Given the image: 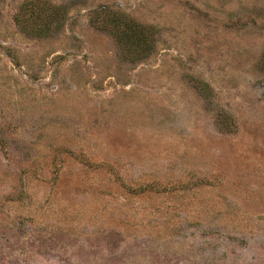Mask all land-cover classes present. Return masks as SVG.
I'll list each match as a JSON object with an SVG mask.
<instances>
[{"label": "rangeland", "instance_id": "1", "mask_svg": "<svg viewBox=\"0 0 264 264\" xmlns=\"http://www.w3.org/2000/svg\"><path fill=\"white\" fill-rule=\"evenodd\" d=\"M0 264H264V0H0Z\"/></svg>", "mask_w": 264, "mask_h": 264}, {"label": "trees", "instance_id": "2", "mask_svg": "<svg viewBox=\"0 0 264 264\" xmlns=\"http://www.w3.org/2000/svg\"><path fill=\"white\" fill-rule=\"evenodd\" d=\"M115 19H113V27L116 28L120 25L119 22H115ZM129 31V32H128ZM128 31L123 29L122 31L117 32V37L122 41L125 45L130 46V50L132 52H135L136 54H146L149 50V42L147 41V38L143 36L141 33H135L136 31H133V28H129Z\"/></svg>", "mask_w": 264, "mask_h": 264}]
</instances>
